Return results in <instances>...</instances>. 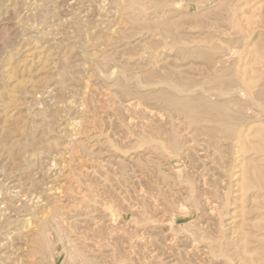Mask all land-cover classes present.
Listing matches in <instances>:
<instances>
[{
  "label": "rangeland",
  "instance_id": "1",
  "mask_svg": "<svg viewBox=\"0 0 264 264\" xmlns=\"http://www.w3.org/2000/svg\"><path fill=\"white\" fill-rule=\"evenodd\" d=\"M0 264H264V0H0Z\"/></svg>",
  "mask_w": 264,
  "mask_h": 264
}]
</instances>
